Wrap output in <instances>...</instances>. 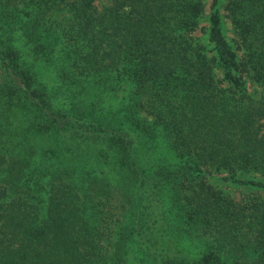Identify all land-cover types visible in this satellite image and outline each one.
Returning a JSON list of instances; mask_svg holds the SVG:
<instances>
[{"label": "trees", "instance_id": "trees-1", "mask_svg": "<svg viewBox=\"0 0 264 264\" xmlns=\"http://www.w3.org/2000/svg\"><path fill=\"white\" fill-rule=\"evenodd\" d=\"M215 3L206 55L205 0H0V264H264V198L205 180H264V0L234 50Z\"/></svg>", "mask_w": 264, "mask_h": 264}, {"label": "rangeland", "instance_id": "rangeland-1", "mask_svg": "<svg viewBox=\"0 0 264 264\" xmlns=\"http://www.w3.org/2000/svg\"><path fill=\"white\" fill-rule=\"evenodd\" d=\"M227 0H216V3L213 6V9L216 10L219 20L222 23L221 33L226 40L227 44L231 49L234 50V43L231 40V27L227 18H225L224 5ZM211 0H205L204 13L199 19V26L203 28V31H195L192 33L193 42L198 44L202 49H204L206 55H208L207 50L211 49L210 46L212 44L207 40V27H208V14L211 12L210 8ZM17 33V32H16ZM15 40L14 45L17 51L19 52L20 57L26 62L32 61L34 58V54L32 53V49L29 48L28 44H25L23 39L18 35H14ZM212 52V51H211ZM41 80L54 87L56 82L52 81L54 77L53 71L50 68L39 69ZM4 71L0 68V78L3 76ZM251 89H254V85H251ZM51 99V102L55 106H60L63 103L60 95H55ZM206 182L221 196H225L231 200L236 202H243L246 200L248 196H257L264 198V188H261L257 185L256 182H264V180L254 172H244L239 173L236 172L233 176H225V173H211L205 174ZM43 196V194H41ZM124 264H136L135 258L133 254L128 253L125 257Z\"/></svg>", "mask_w": 264, "mask_h": 264}]
</instances>
